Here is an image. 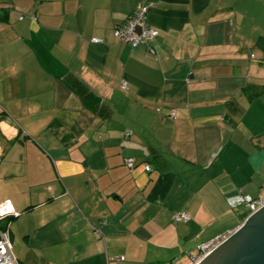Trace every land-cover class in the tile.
I'll use <instances>...</instances> for the list:
<instances>
[{"label":"crops","instance_id":"0c3cea01","mask_svg":"<svg viewBox=\"0 0 264 264\" xmlns=\"http://www.w3.org/2000/svg\"><path fill=\"white\" fill-rule=\"evenodd\" d=\"M0 150L20 264H193L264 197V0H0Z\"/></svg>","mask_w":264,"mask_h":264},{"label":"built area","instance_id":"2783aa9c","mask_svg":"<svg viewBox=\"0 0 264 264\" xmlns=\"http://www.w3.org/2000/svg\"><path fill=\"white\" fill-rule=\"evenodd\" d=\"M151 4H141L139 5L136 12L124 23L116 24L114 27V35L120 41L128 43L133 47L138 45H146L147 48L153 52L154 49L151 42L156 39L159 35V29L149 25L147 21V13L150 9ZM93 42H100L101 39L93 37ZM125 86V83L123 84ZM174 114V113H173ZM0 150V156H1ZM126 165L130 168L134 165V158L129 157L126 159ZM146 170L150 171L151 167L146 166ZM11 201L10 199H5L0 201V205H5L6 202ZM230 207L246 206L251 213L258 211L264 206V197L254 198L248 194H236L227 198ZM12 203V202H11ZM13 206V204H12ZM19 212L13 206V211L11 213H6L4 216L0 217V264H20L13 252L12 241L10 237V223L11 220L19 216ZM174 221L186 222L190 219V216L186 213H178L173 216ZM238 229L229 230L225 233L219 234L209 241L201 243L198 246V253L192 257L193 264H197L199 261L208 256L221 244L227 241ZM120 259H124L123 256Z\"/></svg>","mask_w":264,"mask_h":264},{"label":"water","instance_id":"95a60500","mask_svg":"<svg viewBox=\"0 0 264 264\" xmlns=\"http://www.w3.org/2000/svg\"><path fill=\"white\" fill-rule=\"evenodd\" d=\"M197 264H264V206Z\"/></svg>","mask_w":264,"mask_h":264},{"label":"clouds","instance_id":"9594fccd","mask_svg":"<svg viewBox=\"0 0 264 264\" xmlns=\"http://www.w3.org/2000/svg\"><path fill=\"white\" fill-rule=\"evenodd\" d=\"M13 211V206L11 201L6 202L5 205H0V217L4 216L6 213H11Z\"/></svg>","mask_w":264,"mask_h":264}]
</instances>
